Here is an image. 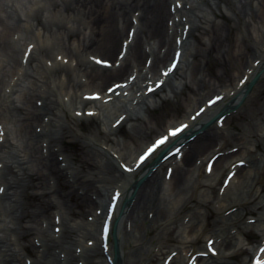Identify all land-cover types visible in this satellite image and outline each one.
<instances>
[{"label":"bare ground","instance_id":"obj_1","mask_svg":"<svg viewBox=\"0 0 264 264\" xmlns=\"http://www.w3.org/2000/svg\"><path fill=\"white\" fill-rule=\"evenodd\" d=\"M45 1L58 21L43 22L37 13L33 19L44 35L50 34L46 37L52 39V45L34 48L29 58L36 52L47 58L58 52L53 57L57 67L49 73L43 65L46 77L36 73L35 81L45 87L50 78L64 76V84L58 86L71 92L70 107L75 112L98 107L100 114L92 119L93 125L85 131L78 129L82 133L77 134L73 126L62 123V117L68 118L65 105L52 100L58 89L43 94L27 87L17 101L21 105L11 102L19 120L17 136L25 140L27 149L16 157L3 156L2 149L12 142L5 136L0 143V162H4L0 172V264H27L24 253L32 264H107L105 256L115 257V264H163L173 251L176 257L170 264H252V255L264 241V134L256 131V124L264 131V0ZM177 3L182 8H176L175 16L170 6L178 7ZM222 7L231 15L226 17ZM64 21L72 22L71 27ZM0 30V62L5 57L3 67L11 65L15 75L32 39L11 40L18 31L1 11ZM179 34L182 41L178 45ZM176 51H181L178 66L166 85L157 89ZM60 53L61 60L75 61L73 70L56 61ZM90 56L112 68L91 64ZM120 56L121 64L116 67ZM252 78L259 79L257 87L244 90ZM128 85L130 88L123 89ZM110 88L112 94L126 91L132 98L123 105L103 106L89 97L94 92L103 95ZM84 95L89 97L85 101ZM221 95V102L207 106L208 100ZM154 97L158 102L153 108L162 107L167 100L173 106L153 115L149 102ZM244 97L247 100L241 101ZM239 102L241 108L224 119L222 128L217 123L220 117L214 118L212 129L204 127L222 110L239 107ZM202 108L201 116L192 120L193 111ZM122 116V125L128 123L129 127L121 135V122L118 127L115 124ZM4 119L0 115V125ZM184 124L179 136L141 162L140 156L155 138ZM37 127L41 131L35 132ZM227 127L231 132H225ZM194 132H198L194 139L186 141L184 136ZM77 137L82 139L79 144L72 140ZM175 142L184 145L175 156L162 161L158 154ZM177 145L167 152H176ZM233 146L239 150L225 151ZM219 152L223 156L216 157ZM65 153L68 166L59 160ZM214 157L208 175L202 169ZM241 161L247 167L236 168L234 164ZM234 170V178L219 195L220 179ZM31 190L40 193L30 194ZM119 194L109 215L110 204ZM55 216L60 225L54 222ZM108 220L109 230L113 234L115 228L116 232L114 236L110 232L109 250H104L101 234ZM56 227L61 228L58 236ZM238 235L243 243L236 242ZM213 247L215 252L210 250ZM198 252L207 257L195 261L192 254ZM163 253L167 256L161 261Z\"/></svg>","mask_w":264,"mask_h":264},{"label":"rangeland","instance_id":"obj_2","mask_svg":"<svg viewBox=\"0 0 264 264\" xmlns=\"http://www.w3.org/2000/svg\"><path fill=\"white\" fill-rule=\"evenodd\" d=\"M35 1L38 0H0V11H1V15L3 17H5L6 20H8V22L10 23L11 26H15L16 31L15 33H18L22 38L23 37H29L32 40L35 41L36 45L40 48L42 47L41 45L43 44L44 41H50L48 40V38H46L45 36L41 35V37H38V33L42 34V30L43 28L38 27L36 28V25H32V18H29V24L24 23V21L22 20V22L20 21V18L24 17V15L26 14V12L29 10L28 8L31 6V3H34ZM223 9V13L225 14L226 17L230 16L231 13L228 9H225L224 7H222ZM53 15V12H51V8L49 9L47 7L46 10L41 11V13L38 14V18L40 20H42L43 22L48 19L49 17H51ZM53 18V17H52ZM66 23V22H65ZM68 25V27H71L72 22L71 23H66ZM29 25L30 27L26 26ZM32 25V26H31ZM1 32V30H0ZM47 36H49V33H46ZM11 40H13L11 38ZM51 42V41H50ZM51 44L49 46H45V47H50ZM0 53H2L0 51ZM56 55V52L55 54ZM20 57V54H19ZM62 57V56H61ZM50 63L52 64L53 59H50ZM44 62V58L39 54V52H36V54H34V58L32 60V62L29 65V68L26 69L27 72L26 75L27 76H21L18 74L12 75L14 73H12L13 69L11 65H6V67H2L0 69V83L2 82V86L0 85V89H1V93H0V115L3 116V118H5V122H6V126L9 127V134H8V138H9V142L12 144L9 145V147H7L6 149H2V154L3 156H7V155H12L14 157H16L15 155L17 153H19V151H22L21 154H25V150L27 149V146L24 145V141L22 140L19 136H17V131L20 129L19 127V120L17 117V113L16 111H14V108L11 107V101L15 100L17 105H21L20 102H17L18 100L21 99L20 95L21 92H23V90H25V88L27 87H35L34 89L40 90L44 88V92H48V90L53 91L55 89H58L57 92V97H58V101H63L65 104H67L68 99L70 100V98H72L71 92L67 90L66 95L62 94L60 88L58 85L59 84V79L62 77L61 75H57V79H55V77H53V79L50 78V81H52L51 83L49 82L45 87H40L41 82L35 81V77H36V73L39 75V77H46V73L47 70L43 68L39 70V66L42 67V63ZM49 73L50 71H52V68L48 69ZM16 73V72H15ZM24 77V78H23ZM36 82V84L34 83ZM14 85V91L16 92L15 96L13 95V93H11V86ZM35 84V86H34ZM258 81L254 84V86L252 87L251 91H254V89L257 87ZM17 89V90H16ZM66 91V90H65ZM168 93V91L166 92ZM163 93L162 95L166 94ZM63 95V96H62ZM161 95V96H162ZM56 97V96H55ZM55 97H52V100H55ZM63 97V100H62ZM167 98H170V96L167 95ZM57 99V98H56ZM246 99V98H245ZM247 100V99H246ZM245 101V100H244ZM158 102V100L154 97L153 99L150 100L149 104L150 106L153 108L156 103ZM10 105V107L8 106ZM70 108L69 103L67 104ZM173 106L172 100H167L166 102H164L162 107H155L153 108V115H161L163 114V112L165 110H169V108H171ZM240 107L237 108V110H239L241 108V104L239 105ZM73 110L74 108H70V110L68 111V118L66 117V119L64 117H62V123H66L69 124L70 126H73V128L75 129V132L78 133H82L81 131H79L78 129H82L83 131H85L87 128H89V126L93 125V121L86 119V120H81V121H75L74 119V114H73ZM235 110L234 112H232L233 115H235V112L237 111ZM62 114V113H60ZM61 119V117H60ZM96 119V118H95ZM94 119V120H95ZM129 127L128 123H125L124 125L121 126L120 128V133L119 134H124L125 131H127ZM214 127V122L213 124H211L209 126V128H213ZM262 125H257L256 124V131L257 133L260 134H264V131L261 129ZM262 130V132H261ZM225 132H231V129L229 127H227V129H225ZM119 134H117V138H120ZM88 135V134H87ZM72 140H74L73 142H76V144L79 142H81V138H72ZM8 145V143H7ZM252 144H250V142L247 143V146H251ZM71 148V146H70ZM231 148V147H228ZM246 150V148H244ZM251 151H253V149H250ZM72 152V151H70ZM254 153H256L257 155H259L257 153V151H253ZM252 152V153H253ZM62 158L65 157V161L67 160L66 163H68V154L65 153L64 156H61ZM5 158V157H4ZM73 168H76V165L73 164L72 165ZM38 192L40 193V191H36V190H31V193H35ZM212 201V200H211ZM213 206V205H212ZM201 208H198V210ZM197 210V209H196ZM197 210V211H198ZM258 214L256 213L255 216H257ZM247 217H250V215H248ZM246 217V218H247ZM251 219V218H248ZM236 242H242V237L241 236H237ZM203 243V242H202ZM201 243V244H202ZM254 245H257V243H255ZM164 255H166V253H163V255L161 256L164 257Z\"/></svg>","mask_w":264,"mask_h":264},{"label":"snow or ice","instance_id":"obj_3","mask_svg":"<svg viewBox=\"0 0 264 264\" xmlns=\"http://www.w3.org/2000/svg\"><path fill=\"white\" fill-rule=\"evenodd\" d=\"M163 83V81H161V84ZM117 87H119V85H117ZM183 127H186V125H183L181 127H177V128H173L171 130L172 135H176L177 133H179ZM168 136H163L159 141H157L151 148L148 149V152L146 153L145 157H142L141 159H145L147 157V155L151 154L156 148H158L160 145H163L167 140H168ZM179 151V150H177ZM241 163H244V161H241ZM211 170V169H210ZM234 175V174H233ZM0 191H3V188H0ZM210 243H214V242H210ZM213 251L215 252L216 249L213 248ZM257 264H264V261H259L257 262Z\"/></svg>","mask_w":264,"mask_h":264}]
</instances>
